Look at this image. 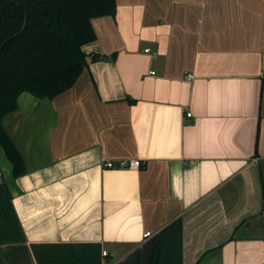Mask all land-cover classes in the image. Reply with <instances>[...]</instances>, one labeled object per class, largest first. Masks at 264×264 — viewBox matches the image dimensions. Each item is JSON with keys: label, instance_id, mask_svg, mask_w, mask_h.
Returning <instances> with one entry per match:
<instances>
[{"label": "crops", "instance_id": "1", "mask_svg": "<svg viewBox=\"0 0 264 264\" xmlns=\"http://www.w3.org/2000/svg\"><path fill=\"white\" fill-rule=\"evenodd\" d=\"M116 1L74 85L2 119L0 264H264V0Z\"/></svg>", "mask_w": 264, "mask_h": 264}, {"label": "trees", "instance_id": "2", "mask_svg": "<svg viewBox=\"0 0 264 264\" xmlns=\"http://www.w3.org/2000/svg\"><path fill=\"white\" fill-rule=\"evenodd\" d=\"M116 9V0H0V144L16 176L25 161L3 117L24 91L53 98L71 88L88 64L83 45L97 38L93 19Z\"/></svg>", "mask_w": 264, "mask_h": 264}, {"label": "built area", "instance_id": "3", "mask_svg": "<svg viewBox=\"0 0 264 264\" xmlns=\"http://www.w3.org/2000/svg\"><path fill=\"white\" fill-rule=\"evenodd\" d=\"M146 52H150L151 49L150 47L145 48ZM152 55H155L156 52L152 51L151 52ZM152 73H155V70L152 71ZM193 77V74H188L187 75V79H191ZM187 116H191L192 112L191 111H187ZM142 164V160L140 158H120L119 160L115 161V160H106L104 162V165L107 167H140ZM151 231H145L144 232V236H148L150 235ZM104 254H107V251H104Z\"/></svg>", "mask_w": 264, "mask_h": 264}]
</instances>
